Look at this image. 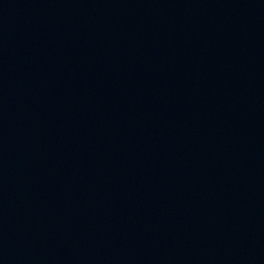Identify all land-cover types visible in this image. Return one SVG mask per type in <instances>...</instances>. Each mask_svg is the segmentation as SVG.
Listing matches in <instances>:
<instances>
[{
    "label": "water",
    "instance_id": "water-1",
    "mask_svg": "<svg viewBox=\"0 0 264 264\" xmlns=\"http://www.w3.org/2000/svg\"><path fill=\"white\" fill-rule=\"evenodd\" d=\"M0 264H264V0H0Z\"/></svg>",
    "mask_w": 264,
    "mask_h": 264
}]
</instances>
